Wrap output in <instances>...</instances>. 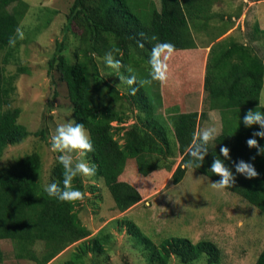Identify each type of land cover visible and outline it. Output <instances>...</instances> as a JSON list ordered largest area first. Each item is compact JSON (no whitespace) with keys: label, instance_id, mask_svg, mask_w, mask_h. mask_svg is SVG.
<instances>
[{"label":"trees","instance_id":"1","mask_svg":"<svg viewBox=\"0 0 264 264\" xmlns=\"http://www.w3.org/2000/svg\"><path fill=\"white\" fill-rule=\"evenodd\" d=\"M158 1L159 6L153 0L72 2L65 28L77 34L78 42L73 47L71 59L64 53V43H56L48 75L52 70L58 73L67 88L72 120L83 123L91 136L93 151L83 159L95 164L96 174L88 181L78 175L71 186L85 194L82 201L101 199L99 186H105L115 209L126 213L167 176L171 184L176 185L184 179L188 169H193L213 181L219 180L210 168L216 157L225 159L220 148L226 146L230 151L225 163L235 174V182L225 190L264 214V155H258L256 148L247 145L259 126L246 127L243 120L232 124L224 114L236 109L245 114L249 110H264L260 100L264 59L251 46L226 36L210 47L203 83L195 56L196 69L184 73L176 72L169 61L171 55L166 61L169 69L166 83L139 84L140 80L148 78V55L156 43L171 42L175 51H185L195 47L191 29L200 25L210 34L212 31L209 26L213 15H206L217 0ZM27 10L28 5L23 0H0V54L4 53V64L13 58L21 42L19 29ZM235 16L239 18L240 14ZM231 18L213 27V31H217L211 34L212 40L233 27ZM51 20L52 17L42 19L37 31L47 28ZM254 32L264 33L257 24ZM10 39L15 42L10 44ZM109 52L121 61L118 71L104 63L103 58ZM173 61L177 63L174 57ZM182 64L183 61L178 63ZM22 72L28 73L27 69L19 68L17 74ZM17 74L7 76L0 64V163L7 146L20 144L30 136L27 128L18 123L20 109L9 107ZM174 74L172 79L170 75ZM128 75H135L138 81L132 86L136 88L134 94L119 78ZM200 84L205 106L221 114L222 130L215 143L209 144L210 151L202 165L185 167L197 142L199 124L207 118V112H185L184 94ZM130 119L132 123L126 125ZM34 135L46 140L43 129ZM256 139L258 145L264 146V138ZM58 155L48 183L55 181L63 187L65 170ZM241 159L253 163L259 174L256 178L247 179L235 173L234 164ZM130 168L135 174L130 175ZM41 169L42 160L36 152L7 166L0 165V241L12 243L14 259L35 264H48L75 243L80 244V253L74 254L72 261L66 264L82 262L88 250L103 255L110 235L103 234L100 229L93 239L85 242L91 232L78 215L82 201H60L49 196L45 190L47 184H42ZM136 174L150 179V187L146 188ZM124 222L127 232L138 238L147 264H170L172 259L175 264H220V249L211 241L193 243L184 237H166L156 244L137 225L128 220ZM4 260L0 247V264ZM254 264H264V248Z\"/></svg>","mask_w":264,"mask_h":264},{"label":"rangeland","instance_id":"2","mask_svg":"<svg viewBox=\"0 0 264 264\" xmlns=\"http://www.w3.org/2000/svg\"><path fill=\"white\" fill-rule=\"evenodd\" d=\"M23 1L27 3L28 10L19 29L18 38L21 42L8 63L4 64V53L0 54V64L4 66L7 76H14L19 68L28 71L16 75L9 107L20 109L18 123L27 128L30 136L20 144L7 146L0 165L7 166L24 155L36 152L42 160V184L46 185L57 154L50 147L51 137L59 124L72 119L66 85L55 70L48 75L49 61L56 50L57 42L64 43V53L71 59L73 47L78 40L76 33L65 28L66 16L73 0ZM153 2L159 6L158 0ZM209 12L206 17L213 15L209 26L211 34L217 31H213L214 26L223 24L222 21L227 23L231 16L233 27L226 33H231L236 41L251 46L264 59V33L254 32L256 24L264 31V0H217L211 5ZM236 14H240L239 18ZM48 17H52V20L47 28L37 31L36 27L42 19ZM205 33L210 34L206 30ZM188 67L183 69L184 73L196 69L193 61ZM179 71L183 72L181 69L176 72ZM171 76L173 79L175 74ZM184 95L186 101L193 102L190 104L192 111L207 112V118L199 124L198 133L204 127L215 125L220 134V112L209 111L204 101H198L201 97V84ZM260 100L264 105V84ZM224 114L236 125L243 120L245 113L236 109L232 112L225 111ZM131 120H128L126 125L132 123ZM40 129L45 131V141L34 135ZM169 136L174 140L172 134ZM73 159L74 162L81 159L78 150L73 153ZM129 170L130 175L135 174L132 168ZM82 177L89 180V177ZM136 177L143 180L146 188L150 187V179L139 174H136ZM169 178L170 176H167L155 190L144 195L142 201L126 213H119L115 209L109 190L102 185L99 186L101 199L82 201L78 215L91 232L85 242L93 239L100 229L103 234L110 235V240L105 244L103 255H95L88 250L82 262L77 264H147L142 255V246L137 243L138 238L127 232L124 222L126 220L137 225L143 234L156 244L166 237H184L193 243L208 240L220 249V264H254L264 248V214L239 196L213 187L211 183L215 181L193 169L187 170L179 184H171ZM79 245H70L48 264L71 262L73 255L80 253ZM0 247L5 255L2 264H35L14 259L10 241L1 240ZM170 264H175L174 259Z\"/></svg>","mask_w":264,"mask_h":264},{"label":"clouds","instance_id":"3","mask_svg":"<svg viewBox=\"0 0 264 264\" xmlns=\"http://www.w3.org/2000/svg\"><path fill=\"white\" fill-rule=\"evenodd\" d=\"M152 39L155 40L156 37L153 36ZM14 42L12 39L9 41L10 44ZM139 46L141 48L144 47L143 43H140ZM174 52L175 45L173 43L167 41L156 43L148 55V63L150 65L148 78L140 80L139 84H151L153 81L166 83L169 78V69L166 61ZM103 59L104 63L111 69L118 71L121 68V61L115 58L111 52L107 53ZM119 78L129 86L130 91L134 94L136 88L132 86L138 83L136 76L128 75L127 77L120 76ZM169 123L171 124V121ZM243 124L246 127L259 126V130L247 140V145L249 148H256L258 155H264V146L258 145L256 139V137L264 138V110H249L243 117ZM218 135L219 130L215 125L202 128L198 133L197 142L190 153V159L185 161L184 166L199 168L210 151L209 144H214ZM50 147L53 151L59 153L58 161L65 172L62 181L63 187L59 183L52 181L46 185L45 190L49 196L55 197L60 201H82L85 194L71 185L73 178L78 175L91 177L96 174L95 164L83 159L87 153L93 151V142L88 130L83 123L68 119L56 127L55 134L51 137ZM77 150L81 159L74 162L73 153ZM229 151L226 146L220 148V153L225 159L229 158ZM225 159L216 157L211 164L210 171L220 177L219 180L211 183L213 187L225 189L231 187L235 182V174L231 168L226 166ZM234 166L235 173L241 174L247 179L256 178L259 175L250 161L241 159L236 161Z\"/></svg>","mask_w":264,"mask_h":264},{"label":"crops","instance_id":"4","mask_svg":"<svg viewBox=\"0 0 264 264\" xmlns=\"http://www.w3.org/2000/svg\"><path fill=\"white\" fill-rule=\"evenodd\" d=\"M258 23V21L256 22ZM213 24V23H212ZM259 24V23H258ZM260 27V26H259ZM261 29V28H260ZM205 27H200V25H197L196 28L191 29V37L194 41L195 47L193 49H189V50H179V51H175L173 54V57L177 60V63H175L173 61V57L171 58L170 63L174 64V67L179 70L181 69L183 71V69L188 68V66L191 64V62L194 60V56L196 57V61L198 62V66H200V70H201V81L203 83V75H204V69H205V63H206V59L210 50V47L216 43L219 39H222L226 36H231V33H226L225 36H221L219 38H216L215 40H212V36L207 33H205ZM230 30V29H229ZM228 30V31H229ZM204 33V34H202ZM180 61H183V64L180 66L178 65V63ZM196 64V62H195ZM197 65V64H196ZM184 72V71H183ZM203 93V96H202ZM203 97H204V92H203V86L201 87V97L198 99V101L200 100L201 102L203 101ZM186 96L184 97V110L185 112H195L192 111L190 109L191 105L193 102H188L186 101ZM188 100V99H187ZM198 103V102H195ZM189 104V107L187 108V105ZM189 109V111L187 110Z\"/></svg>","mask_w":264,"mask_h":264}]
</instances>
